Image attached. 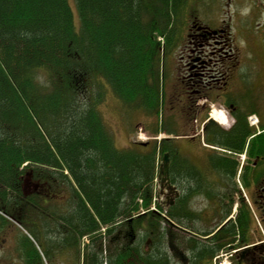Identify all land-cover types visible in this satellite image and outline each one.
<instances>
[{
	"label": "trees",
	"instance_id": "16d2710c",
	"mask_svg": "<svg viewBox=\"0 0 264 264\" xmlns=\"http://www.w3.org/2000/svg\"><path fill=\"white\" fill-rule=\"evenodd\" d=\"M185 2L75 0L76 26L68 0H0L2 208L16 203L24 209L26 166L36 165L52 184H65L72 194L63 226L80 239L91 238L85 264H171L159 246L171 237L172 223L186 225L170 206L165 210L156 202L158 212L151 210L158 155L169 152L172 162L170 142L163 140L160 152L156 142L120 150L96 108L105 82L124 105L159 113L165 100L161 54L172 42ZM96 87L99 100L93 98ZM162 132L172 134L162 126L155 136ZM0 217L4 227L7 218ZM240 227L248 230L247 224ZM124 234L128 238L116 249L117 257L101 260L104 236L122 241ZM224 234L225 242L210 245L184 237L180 244L191 250L189 263L204 264L209 255L212 264L215 253L227 250L236 228ZM149 243L152 250L146 252L143 246ZM256 249L264 252V246ZM260 254L255 264H264Z\"/></svg>",
	"mask_w": 264,
	"mask_h": 264
},
{
	"label": "flooded vegetation",
	"instance_id": "af4514ba",
	"mask_svg": "<svg viewBox=\"0 0 264 264\" xmlns=\"http://www.w3.org/2000/svg\"><path fill=\"white\" fill-rule=\"evenodd\" d=\"M223 32L220 28L211 29L193 21L187 39L190 45L202 41V46L206 47L210 46L211 41L220 43L218 40L223 37ZM194 52L192 49L191 53ZM204 52L205 49L200 53ZM196 61L198 66L189 70L185 82L191 87H201L199 91L202 95L199 98L204 101L206 112L202 137L195 135L182 138L190 142L189 148L185 150L181 146L182 142H173L171 185H162L163 195L166 193L163 188L169 189L172 198L170 205L175 216L178 218L181 213L186 225L183 227L172 223L170 227L166 224L164 226L173 231L171 237L174 234V243L178 238L185 237L191 244L200 242L207 245L220 240L225 242L222 239L225 229L236 228V234L227 239L228 247L239 248L242 244L250 246L231 255V258H237V262L241 264H255L260 254L256 248L264 246V104L253 100L252 108L241 112L240 107L237 108V97H234L233 103L227 106V91L216 83L219 81L217 76L221 71L220 66H210L201 58ZM195 69L200 73H193ZM215 104L228 107L226 111H222L224 124L213 119V112L217 110L213 108ZM25 168L22 193L26 210L24 208L20 211L24 215L25 212L31 214L37 210L44 221L40 224L32 216L18 217L17 213H13L12 217L22 225L25 221L31 223L29 227L34 230L35 226L46 238L51 234H58L57 243L61 246L59 251H69L78 256L79 264H85L91 238L80 239L79 233L73 232L75 239L67 244L73 235L70 229L63 226L64 215L70 211L67 203L71 191L61 188L63 183L56 186L55 182L52 184L42 177L37 172L36 165ZM31 199L34 201L30 202ZM1 211L3 208L0 198V214ZM246 224L248 230L245 232V228L240 226ZM10 227L12 228L11 225ZM84 238H88L87 244L81 248V240ZM173 244L177 253L178 246ZM223 253L225 250L222 249L215 253L213 259H220ZM179 254L187 262L191 261L192 253L189 248L186 254ZM206 256L204 264L210 262L209 255ZM260 257L264 259V252ZM108 259L107 256L106 262Z\"/></svg>",
	"mask_w": 264,
	"mask_h": 264
},
{
	"label": "rangeland",
	"instance_id": "374dc122",
	"mask_svg": "<svg viewBox=\"0 0 264 264\" xmlns=\"http://www.w3.org/2000/svg\"><path fill=\"white\" fill-rule=\"evenodd\" d=\"M68 1L73 9L75 24L79 26L75 0ZM182 14L181 19L175 22L172 42L167 44L165 51L161 54V89L165 100L164 102L162 100L158 114L150 115L144 110H136L124 105L115 97L111 87L105 82L102 83L101 88L103 96L98 95L100 89L96 87L93 98L99 100L98 96L101 97L96 108L110 131L116 147L120 150L140 143H159L160 141H156V138H177V136L180 139H173L169 143L172 150L175 141L182 142L181 146L185 150L189 148L190 142L182 138L195 135L202 137V125L206 112L204 101L199 98L202 95L199 91L201 87H191L185 82L189 70L198 66L199 63L196 61L198 58L206 60L210 66L215 64L220 66L221 71L217 76L219 81L216 83L227 91V106L233 103L234 97H237V108L240 107L241 112L250 110L253 100L264 104V0H186L182 7ZM193 21L200 26L222 29L223 37L218 40L221 44L211 41L210 46L205 47L202 46V41H199L195 42V45H190L187 34ZM192 49L194 53H191ZM204 49L205 52L200 53ZM198 72V69L193 71V73ZM213 108L217 109L216 112L228 109V107L217 104ZM162 126L174 135L161 133L155 137V132ZM158 163L157 170L159 171L163 164V155H158ZM65 186L62 185L61 188L67 190ZM154 189L157 196L161 194L160 202L167 209V202L172 199L169 191L164 189L166 193L162 194L161 180L155 181ZM2 212L6 214L3 216L12 221L7 220L4 227L0 224V264H26L27 257L31 259L32 264H79L78 256L66 250L59 251L61 246L57 243L58 234L56 236L51 234L49 238H46L44 234L36 230L35 226L32 230L29 227L31 223L25 221L22 225L12 217L13 213H17L18 217L32 216V219L41 224L44 218L39 216L37 210L31 214L25 212L22 215L18 205L13 203L11 206L3 207ZM24 233L33 236L37 234V238L35 237L37 241L33 238L35 242L33 243L38 247L39 258L36 249ZM126 235L122 241L116 238L118 243L115 240H106L104 236V252L103 258L100 257L101 260H105L107 256L115 259L116 251H118L116 249L122 247L123 241L128 238ZM169 235L165 236V243L160 245L159 249L169 254L171 264H190L179 254L182 252L184 255L187 251L186 247L180 244L182 238H178V241L174 243V234L172 238ZM84 244H87L85 240H81V248ZM172 244L178 246L177 253ZM148 245L150 243L143 246L146 252L152 250ZM22 247L26 255L24 251L22 252ZM220 257L216 261L215 258L213 264H237V258L226 257L225 253Z\"/></svg>",
	"mask_w": 264,
	"mask_h": 264
},
{
	"label": "water",
	"instance_id": "95a60500",
	"mask_svg": "<svg viewBox=\"0 0 264 264\" xmlns=\"http://www.w3.org/2000/svg\"><path fill=\"white\" fill-rule=\"evenodd\" d=\"M169 173H170V157L169 154L166 153L163 158V164L160 168L159 178H161L163 182H167L169 184L170 182ZM229 250L233 251L234 247L231 246Z\"/></svg>",
	"mask_w": 264,
	"mask_h": 264
},
{
	"label": "bare ground",
	"instance_id": "6f19581e",
	"mask_svg": "<svg viewBox=\"0 0 264 264\" xmlns=\"http://www.w3.org/2000/svg\"><path fill=\"white\" fill-rule=\"evenodd\" d=\"M213 119L220 124H224L223 112H216L213 115Z\"/></svg>",
	"mask_w": 264,
	"mask_h": 264
}]
</instances>
